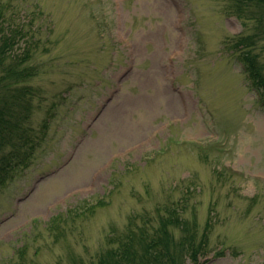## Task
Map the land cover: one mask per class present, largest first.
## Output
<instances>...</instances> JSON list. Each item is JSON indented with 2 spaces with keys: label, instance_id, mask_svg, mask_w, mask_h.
<instances>
[{
  "label": "rangeland",
  "instance_id": "obj_1",
  "mask_svg": "<svg viewBox=\"0 0 264 264\" xmlns=\"http://www.w3.org/2000/svg\"><path fill=\"white\" fill-rule=\"evenodd\" d=\"M0 4L39 30L35 126L51 120L0 190V264L89 260L112 226L170 198L213 224L202 264H264V107L231 49L254 20L231 0ZM58 214L66 234L48 226Z\"/></svg>",
  "mask_w": 264,
  "mask_h": 264
},
{
  "label": "trees",
  "instance_id": "obj_2",
  "mask_svg": "<svg viewBox=\"0 0 264 264\" xmlns=\"http://www.w3.org/2000/svg\"><path fill=\"white\" fill-rule=\"evenodd\" d=\"M231 1L237 7L238 17L255 23L252 34L232 36L231 49L257 101L264 107V60L256 50L257 43L264 38V0ZM6 8L0 4V190L21 170L30 167L51 123L44 118L39 128L35 126L45 91L31 83L41 73L43 64L34 60L46 47L37 34L39 30L33 28V20L31 24L25 18L16 20ZM170 199L156 205L155 216L148 210L134 212L125 226H112L106 246L95 256L85 260L74 254L69 264H202V257L210 251L213 224L208 220L201 230L194 217H185L184 200ZM62 218L59 214L53 216L48 226L58 230L63 227L61 231L66 234Z\"/></svg>",
  "mask_w": 264,
  "mask_h": 264
}]
</instances>
